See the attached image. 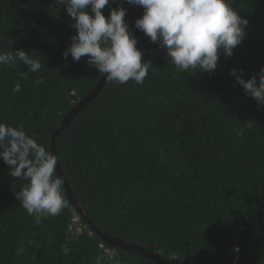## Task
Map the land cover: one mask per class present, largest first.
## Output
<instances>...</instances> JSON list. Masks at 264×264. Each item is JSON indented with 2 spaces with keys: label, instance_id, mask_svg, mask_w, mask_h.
<instances>
[{
  "label": "trees",
  "instance_id": "trees-1",
  "mask_svg": "<svg viewBox=\"0 0 264 264\" xmlns=\"http://www.w3.org/2000/svg\"><path fill=\"white\" fill-rule=\"evenodd\" d=\"M227 2L248 24L211 75L144 53L152 66L143 84L106 80L54 139L70 192L96 230L167 264H264V106L229 74L243 69L247 80L264 66V0ZM118 4L140 51L165 50L135 28L141 6L110 0L106 18ZM72 22L59 0H0V52L21 49L42 64L38 72L18 60L0 65V123L23 126L49 151L62 119L103 76L86 57H62ZM26 183L0 159V264H95L98 256L101 264H155L106 244L63 184L68 206L37 223L14 195Z\"/></svg>",
  "mask_w": 264,
  "mask_h": 264
},
{
  "label": "clouds",
  "instance_id": "clouds-1",
  "mask_svg": "<svg viewBox=\"0 0 264 264\" xmlns=\"http://www.w3.org/2000/svg\"><path fill=\"white\" fill-rule=\"evenodd\" d=\"M110 0H59L72 18L70 27L75 35L62 52L74 62L86 57V64L98 70L109 82L126 84L129 80L143 84L150 61L142 62V53L136 47L137 39L124 17L126 9L121 5L109 9L107 18L102 9ZM141 6L143 13L134 21L151 42L165 49L167 62L180 72L189 69L211 73L216 69L219 54L225 58L241 43L248 24L233 10L227 0H124ZM90 13L89 14V11ZM17 60L27 66L28 72H38L42 64L24 50L0 52V65L15 68ZM234 86L242 87L244 94L254 98L257 106H264V66L247 80L243 69H231ZM27 73H20L25 79ZM257 77L259 78L257 80ZM43 83L38 77L34 84ZM17 82L13 92H19ZM238 135L242 134L237 132ZM0 159L8 166L9 174L27 181L15 195L19 204L37 223L41 217L57 216L68 206L61 187L63 178L56 175L58 157L52 154L37 138L25 132L23 126L0 123ZM239 252V246L234 247ZM23 248L17 250V255ZM238 258V257H237ZM98 256L95 264H101Z\"/></svg>",
  "mask_w": 264,
  "mask_h": 264
},
{
  "label": "water",
  "instance_id": "water-1",
  "mask_svg": "<svg viewBox=\"0 0 264 264\" xmlns=\"http://www.w3.org/2000/svg\"><path fill=\"white\" fill-rule=\"evenodd\" d=\"M158 53V54H162L164 56H167V53L165 50H145V51H141L142 54L144 53ZM105 79H104V76H102L99 84L95 87V89L82 101H80L78 103V105L73 108L70 112L67 113V115L62 119L61 123H60V126L53 132L52 136H51V140H50V152L52 154H55L54 152V139H55V136L68 124V122L70 121V119L78 112L81 110V108L87 103L88 100H90V98H92L96 92L103 86V84L105 83ZM56 172L58 173V175L60 177L63 178V186L66 190V196L69 198L72 206L78 211L80 212L85 218L86 220L88 221V223L90 224V227L100 236V238L108 245L112 246L113 248L117 249H123V250H126V251H131V252H134L142 257H145L149 262L151 263H155V264H167L165 261H163L158 255L154 254V253H151V252H148L147 250L139 247V246H136V245H133V244H130V243H127V242H123V241H120V240H117V239H114V238H111V237H108L104 234H101L100 232H98V230H96V228L90 223V221L87 219L85 213H84V210L82 209V207L78 204V202L76 201V199L74 198V196L72 195V193L70 192V189L68 187V184L66 182V179L62 173V170L59 166V164H57L56 166Z\"/></svg>",
  "mask_w": 264,
  "mask_h": 264
},
{
  "label": "built area",
  "instance_id": "built-area-1",
  "mask_svg": "<svg viewBox=\"0 0 264 264\" xmlns=\"http://www.w3.org/2000/svg\"><path fill=\"white\" fill-rule=\"evenodd\" d=\"M100 246L103 247L102 244H100ZM105 252H106V254H107L110 258L113 257V249H109V248H107V249H105Z\"/></svg>",
  "mask_w": 264,
  "mask_h": 264
}]
</instances>
